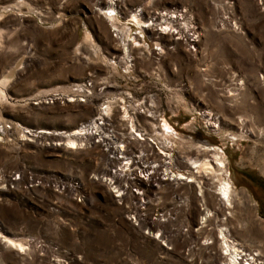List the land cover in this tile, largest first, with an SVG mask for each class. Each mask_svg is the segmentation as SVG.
Segmentation results:
<instances>
[{
  "label": "rangeland",
  "instance_id": "obj_1",
  "mask_svg": "<svg viewBox=\"0 0 264 264\" xmlns=\"http://www.w3.org/2000/svg\"><path fill=\"white\" fill-rule=\"evenodd\" d=\"M166 13L171 35L150 22ZM0 88V264H228L222 224L264 264V0H0ZM202 147L232 208L213 170L185 167Z\"/></svg>",
  "mask_w": 264,
  "mask_h": 264
},
{
  "label": "bare ground",
  "instance_id": "obj_2",
  "mask_svg": "<svg viewBox=\"0 0 264 264\" xmlns=\"http://www.w3.org/2000/svg\"><path fill=\"white\" fill-rule=\"evenodd\" d=\"M106 9H107V11L105 13H107L111 16V17H109L111 21H114L115 14H116V6L114 5V3H112V2L109 3V5L107 6ZM135 18L137 19V21L140 24H142V23L146 24V22H144L140 17H138V15H135ZM177 18H178V16L176 17L175 15H171L169 13L168 14L166 13V14H162L161 16L151 17L150 22L153 25L154 24L160 25L163 30L167 31L168 34L171 35V33H172L171 30L174 29V24H175ZM169 30H170V32H169ZM177 35L183 36V34L181 32H179ZM178 39L179 38H177V40ZM122 40H123L124 47H125L124 57L122 60H123L124 66L126 67V70H130L129 63L132 61V56H131V53H130V50L128 47L129 42H130V35L128 34V32L123 33ZM5 97H6L5 91L2 88H0V101H3L5 99ZM110 111H112V104L108 105V112H110ZM148 112L151 113L152 116H149L150 118L148 120H146V123L152 129V131L154 133H156V135L158 134V135H161L162 137L166 136V134L171 136L173 133V130L168 125V123L164 124V130H165V132L163 131L164 134L159 132L158 130L161 128V126L159 127L157 124V120H156L157 116L155 115V112L153 111V109H150V108L148 109ZM206 115L208 116V122L213 123V125H216V127H218L217 126L218 125V119L216 118V116L211 112H206ZM102 119L103 118H100V120H102ZM97 120H95L93 122V124H91V127L89 129H86L88 139L92 140V138L94 139V137L98 138V135L100 136L99 131L101 129V126L98 125ZM133 128L136 130L137 133L140 132L137 135L140 141H144L147 139V138H145L147 133H148L146 128H144V127L140 128L139 126H135V125L133 126ZM42 131H43L42 133H44V134H52L53 133V132L46 131V130H42ZM78 132H79V130H78ZM78 132H75V134L73 133L74 135L73 134L67 135V133L65 136L63 135V138L60 140L62 141L65 138L67 139V142L65 143V149L77 148V146H78L77 140L78 139L81 140V138H84V137L80 136ZM60 135L61 134H57L55 136H60ZM101 138H103L102 141L104 143H106V146H109V139L105 136H101ZM99 139H100V137H99ZM62 145L63 144H60V146H62ZM111 149H113V148H111ZM142 150H143L142 153H144L145 148H143ZM211 152H213V154H211ZM113 154L116 155L115 149L113 150ZM126 156L132 157V153H127ZM207 157H211L212 160L205 162V159ZM114 162L118 163L119 166L123 165V168H127L126 166H124V163L122 161L117 160ZM130 162L128 163V166H129ZM186 163L189 165V168H192L193 170H197L198 174H203L205 171L213 170L216 173V176L218 177L219 194L221 195V200H222L223 204L225 206H228L229 208L233 207V197L235 196V189H234L233 184L224 177V175L227 172L226 171L227 167H226V163H225L223 157L220 155V152L217 149H213L210 147L199 148L196 151V155L194 157L185 158V164ZM187 164L185 166L186 168H187ZM125 165H127V163H125ZM165 167H166V165H165ZM120 171L124 172V170L122 171V169L116 170L113 173L115 175H117V174H119V175H117V176L112 175L109 178L108 182L106 181L109 188H113V189L117 188V189L123 191V188H121L120 185H117V184H119L118 182H119V179L121 178V175H122L120 173ZM165 173L166 172H164V174H163L164 176H166ZM183 178L184 177H182V175H181V178H179L178 180H182ZM150 180H157V177L152 176V177H150ZM203 220L205 221V219H203ZM208 222H211V220H208ZM218 227L221 228L219 231L220 232L219 237L221 239L219 238L220 239L219 241L221 242V247H222L223 251L225 252L224 255L229 258L228 264H244L245 262H248V264H256L257 263L258 260L256 258H254V256L248 260L244 259L243 256H247V255L244 254L245 253L244 251H242V250H240V248H238L239 244H237L234 240H232L233 236H232L230 229L223 228V224L218 225ZM211 238H213V237H211ZM6 240L7 241H5V242H7L11 245H14L17 248L19 253H22L25 250L24 243H21V242L17 243L16 241H14L12 239H7V238H6ZM210 242L214 243L211 240H210ZM207 244L211 245L209 243H207ZM249 257H250V255H249ZM242 262H244V263H242Z\"/></svg>",
  "mask_w": 264,
  "mask_h": 264
},
{
  "label": "built area",
  "instance_id": "obj_3",
  "mask_svg": "<svg viewBox=\"0 0 264 264\" xmlns=\"http://www.w3.org/2000/svg\"><path fill=\"white\" fill-rule=\"evenodd\" d=\"M176 33L178 34V32H176ZM176 33H175V35H174V36H178Z\"/></svg>",
  "mask_w": 264,
  "mask_h": 264
}]
</instances>
